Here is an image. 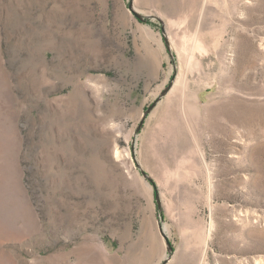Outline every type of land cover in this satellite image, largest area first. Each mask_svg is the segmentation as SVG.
I'll return each instance as SVG.
<instances>
[{"label":"rangeland","instance_id":"obj_1","mask_svg":"<svg viewBox=\"0 0 264 264\" xmlns=\"http://www.w3.org/2000/svg\"><path fill=\"white\" fill-rule=\"evenodd\" d=\"M168 257L264 264V0H0V264Z\"/></svg>","mask_w":264,"mask_h":264},{"label":"water","instance_id":"obj_2","mask_svg":"<svg viewBox=\"0 0 264 264\" xmlns=\"http://www.w3.org/2000/svg\"><path fill=\"white\" fill-rule=\"evenodd\" d=\"M136 17L139 19V20H144L142 18V16L136 14ZM161 24L163 25L162 21L160 19H158ZM162 32L163 34H165V30H164V27L162 26ZM165 43L167 45L168 48H170V43L168 41V39L165 37ZM173 80V79H172ZM172 80L170 81V83L167 85V87L160 93L159 97L151 104L149 105L144 111H143V114H142V117H141V120L139 122V125L137 126V129L135 131V133H138L144 123V120L146 119V117L153 111V109L156 107L157 103L160 101V99L162 97H164L167 92L170 90L171 86H172ZM143 176L148 179L151 183H152V180L150 179V177H148L146 174L143 173ZM156 192V190H155ZM155 199H156V203H157V208L158 210L161 209V204H160V201H159V197H158V194L157 192L155 193ZM159 229H160V233L162 234V236L164 237L165 241H166V247H167V251L169 254H172L173 253V248L171 246V244L169 243L167 237L164 235V233H162L161 231V227L159 226ZM170 260V257H168L162 264H166L168 261Z\"/></svg>","mask_w":264,"mask_h":264}]
</instances>
